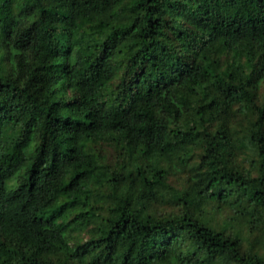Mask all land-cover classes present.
I'll list each match as a JSON object with an SVG mask.
<instances>
[{"label":"trees","instance_id":"1","mask_svg":"<svg viewBox=\"0 0 264 264\" xmlns=\"http://www.w3.org/2000/svg\"><path fill=\"white\" fill-rule=\"evenodd\" d=\"M0 264H264V0H0Z\"/></svg>","mask_w":264,"mask_h":264}]
</instances>
